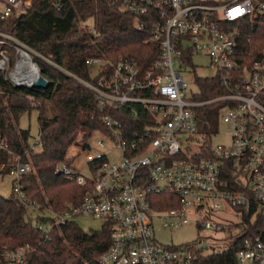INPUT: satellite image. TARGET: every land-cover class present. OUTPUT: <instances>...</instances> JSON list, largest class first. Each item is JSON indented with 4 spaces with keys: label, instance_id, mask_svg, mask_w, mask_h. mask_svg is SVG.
Masks as SVG:
<instances>
[{
    "label": "built area",
    "instance_id": "obj_1",
    "mask_svg": "<svg viewBox=\"0 0 264 264\" xmlns=\"http://www.w3.org/2000/svg\"><path fill=\"white\" fill-rule=\"evenodd\" d=\"M32 1L0 0V19L25 13ZM116 1L137 17L139 30L153 22L150 40L159 42V54L149 67L131 57L86 59L90 78H77L95 96L103 123L95 131L103 138L96 150L92 137L80 147L88 173L74 161L58 164L56 173L76 181L84 193L79 201H67L61 214L48 210L49 215L56 225L87 215L111 226L110 246L98 264H193L214 234L237 231V237L261 219L260 231L241 241L237 258L239 264H264V0ZM57 7L62 8L61 0ZM198 54L217 68L215 75L201 76L221 78L225 92L206 102H225L220 122L231 127L228 144L213 145L215 134L207 143L198 133L194 108L203 103L195 98L200 88L195 79L193 91L183 76L198 65ZM38 55L13 33L0 31L4 81L14 87H33L42 78L51 83ZM121 112L132 121L116 116ZM31 149H39L38 139ZM1 150L8 145L0 136ZM33 171L31 162L14 155L9 175L22 201L21 180ZM165 192L172 195L167 200L158 196ZM228 207L240 215L239 222L216 217ZM28 208L36 207L30 202ZM53 222L35 224L46 232ZM157 222L167 229L194 225L198 240L164 244L156 236ZM29 248L0 249V264H25Z\"/></svg>",
    "mask_w": 264,
    "mask_h": 264
},
{
    "label": "trees",
    "instance_id": "obj_2",
    "mask_svg": "<svg viewBox=\"0 0 264 264\" xmlns=\"http://www.w3.org/2000/svg\"><path fill=\"white\" fill-rule=\"evenodd\" d=\"M58 1L33 0L25 13L0 19V31L13 33L38 52L36 59L52 79L47 88H17L0 74L4 90L0 94V136L8 145V150L0 151V176L9 174L14 155H21L34 166V171L21 180L25 201L17 198L13 189L9 196L0 194V249L29 245L25 264H98L110 246L112 227L103 224L99 230L86 231L76 220L56 225L48 212L61 214L67 201L81 199L84 188L56 173V167L64 161L72 163L69 148L73 144L86 147L94 131L103 127L93 92L78 78H90L91 69L85 64L89 57L113 62L121 56L131 57L149 67L159 54V42L150 40L153 22L139 30L137 17L119 1L61 0V9ZM89 19L95 32L87 28ZM260 44L264 46V38ZM196 81L200 91L195 98L203 102L194 108L198 133L208 143L218 133L225 102L206 101L225 91L219 76H197ZM33 109L38 110V150L31 149L30 129L20 126L21 117ZM116 116L125 123L132 121L127 112ZM158 196L167 200L172 195L165 192ZM30 202L39 211L35 222H53L49 231H42L27 219ZM176 205L162 203L161 207ZM261 221L251 231L238 234L228 246L197 252L193 264H239L241 241L249 233L259 232Z\"/></svg>",
    "mask_w": 264,
    "mask_h": 264
},
{
    "label": "rangeland",
    "instance_id": "obj_3",
    "mask_svg": "<svg viewBox=\"0 0 264 264\" xmlns=\"http://www.w3.org/2000/svg\"><path fill=\"white\" fill-rule=\"evenodd\" d=\"M86 24L93 26V20L89 19ZM195 64L196 67L191 66L190 72L183 73L185 80L188 83L189 88L193 91L198 90L197 83L195 81L197 76L201 75H215L217 68L211 64V60L207 55H196ZM20 126L22 128H29L31 131V143L34 144L39 137V122H38V110L33 109L31 113H25L20 120ZM79 135L78 139H81ZM232 130L230 125L220 122L218 133L212 137L213 145L228 144L231 141ZM103 136L95 131L92 134L91 144L92 149L96 150V142L98 139H102ZM68 156L74 158V164L77 168L85 173H88L86 167V151H83L78 145L73 144L68 151ZM33 165V164H32ZM34 168V166H33ZM13 189V177L9 174L0 176V194L9 196ZM39 211L29 208L27 219L35 222V217ZM225 223L239 222L241 220L240 215L235 213L233 209L227 208L223 213L219 212L216 216ZM77 223L86 231L99 230L103 226V220L99 217L81 215L76 219ZM237 231H234L231 235H227L225 232H218L213 237L208 239L209 247L207 250H212V246L225 247L228 246L235 238ZM156 236L157 239L164 244L181 245L186 243H192L198 240L199 231L194 225H185L178 229L164 228L161 223H156Z\"/></svg>",
    "mask_w": 264,
    "mask_h": 264
},
{
    "label": "water",
    "instance_id": "obj_4",
    "mask_svg": "<svg viewBox=\"0 0 264 264\" xmlns=\"http://www.w3.org/2000/svg\"><path fill=\"white\" fill-rule=\"evenodd\" d=\"M49 85H50V83L42 78L37 83H35L33 87H26L24 85H19L16 87L17 88H30V89H32V88H47ZM204 248H206V245H204Z\"/></svg>",
    "mask_w": 264,
    "mask_h": 264
}]
</instances>
